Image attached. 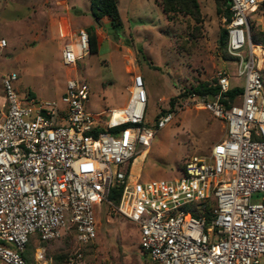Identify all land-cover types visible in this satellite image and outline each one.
<instances>
[{"label": "built area", "instance_id": "obj_1", "mask_svg": "<svg viewBox=\"0 0 264 264\" xmlns=\"http://www.w3.org/2000/svg\"><path fill=\"white\" fill-rule=\"evenodd\" d=\"M228 6L226 50L242 90L229 96L230 74L219 70L214 94L190 92L180 101V108L192 103L210 111L226 134L189 156L175 179L140 182L133 171L137 147L146 153L155 133L174 118L164 110L154 123L146 120L140 73L132 74L126 104L112 108L105 122L98 120L104 112L85 110L89 88L79 78L67 80L58 100H21L11 84L17 74L2 77L0 264H28L23 253L33 234L41 242L71 234L79 258L97 234L95 196L138 226L150 264H264V46L251 39L252 30L264 32V0H229ZM60 34L68 37L64 65L90 52L85 28ZM114 185L121 190L117 205L108 199ZM32 256L35 264H50L41 244Z\"/></svg>", "mask_w": 264, "mask_h": 264}, {"label": "rangeland", "instance_id": "obj_2", "mask_svg": "<svg viewBox=\"0 0 264 264\" xmlns=\"http://www.w3.org/2000/svg\"><path fill=\"white\" fill-rule=\"evenodd\" d=\"M158 1L117 0L122 24L113 25L106 16L95 20L90 0H0V39L6 41L0 47V104L5 95L2 77L11 72L17 74L11 84L21 100H58L67 80L79 78L89 88L85 110L104 112L98 120L105 122L112 108L126 104L130 75L140 73L148 96L146 120L154 123L164 110L174 118L155 133L146 153L137 147L134 174L140 182L180 176L184 161L207 151L225 136L226 128L206 109L192 103L180 108L187 94L179 95L201 82L215 81L219 70L230 74L234 87H241L243 78L236 77L235 62L219 46L224 15L222 7L217 12L215 0H198V21L181 13L169 16ZM256 17L250 15L251 20ZM70 27L92 31L97 39V50L74 66L61 61L68 37H61L60 30L66 35ZM262 75L264 79V70ZM103 203L98 196L92 200L97 234L81 247L79 258L71 234L44 242L50 264H150L140 248L138 226ZM37 244L33 238L32 245Z\"/></svg>", "mask_w": 264, "mask_h": 264}, {"label": "trees", "instance_id": "obj_3", "mask_svg": "<svg viewBox=\"0 0 264 264\" xmlns=\"http://www.w3.org/2000/svg\"><path fill=\"white\" fill-rule=\"evenodd\" d=\"M91 2V13L94 16L95 20L98 21L101 17L106 16L109 18L110 22L113 25H121L122 19L119 12L117 0H90ZM216 2V9L217 12H221L222 7V13L224 16H229V6L227 0H215ZM158 5H160L162 12L167 15H173L174 13H181L183 15H188L192 18H194L196 21H198L201 18V12L198 0H159ZM226 29L222 28L219 34V46L223 49H226ZM251 39L254 42H260L264 46V32L258 31V30H252ZM89 40H90V52H94L97 50V39H96V33L90 31L89 33ZM215 80V79H214ZM216 81V80H215ZM215 81L209 82L204 81L201 82L192 88H189L187 93H181L179 96H184L190 92H196L198 94H214L217 91V85L215 84ZM242 90L241 87H233L229 92L228 95L231 97H234L236 94L240 93ZM170 104H174V99L170 100ZM123 127L122 125H119L114 128V130H118ZM113 130V129H112ZM121 190L117 186H112L109 190L108 199L114 204L117 205L119 202ZM210 206L205 208V213L207 214V219H209V210ZM194 215L198 216L197 213H194ZM33 238H36L38 241V244L44 245L46 243L41 242L37 238V234H33L30 236L29 241L26 245V250L23 253L24 258L27 260L28 264H35L33 260V252L35 250V247L32 245ZM60 256L55 257V261L59 259Z\"/></svg>", "mask_w": 264, "mask_h": 264}, {"label": "crops", "instance_id": "obj_4", "mask_svg": "<svg viewBox=\"0 0 264 264\" xmlns=\"http://www.w3.org/2000/svg\"><path fill=\"white\" fill-rule=\"evenodd\" d=\"M82 27H80L79 29H81ZM78 29V30H79ZM77 30V31H78ZM61 32H62V29L60 30ZM77 31H73L72 29H71V27L69 28V30H68V32L66 33V34H70V35H74V34H76L77 33ZM61 35V34H60ZM131 78H132V75H130V82H131Z\"/></svg>", "mask_w": 264, "mask_h": 264}, {"label": "bare ground", "instance_id": "obj_5", "mask_svg": "<svg viewBox=\"0 0 264 264\" xmlns=\"http://www.w3.org/2000/svg\"><path fill=\"white\" fill-rule=\"evenodd\" d=\"M120 115L119 110H115L114 117H118Z\"/></svg>", "mask_w": 264, "mask_h": 264}, {"label": "water", "instance_id": "obj_6", "mask_svg": "<svg viewBox=\"0 0 264 264\" xmlns=\"http://www.w3.org/2000/svg\"><path fill=\"white\" fill-rule=\"evenodd\" d=\"M229 2V0H227Z\"/></svg>", "mask_w": 264, "mask_h": 264}]
</instances>
